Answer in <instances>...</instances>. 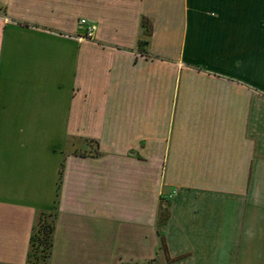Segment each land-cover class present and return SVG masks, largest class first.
<instances>
[{"label":"crops","instance_id":"obj_1","mask_svg":"<svg viewBox=\"0 0 264 264\" xmlns=\"http://www.w3.org/2000/svg\"><path fill=\"white\" fill-rule=\"evenodd\" d=\"M45 214V264H264V0H0V264Z\"/></svg>","mask_w":264,"mask_h":264},{"label":"rangeland","instance_id":"obj_2","mask_svg":"<svg viewBox=\"0 0 264 264\" xmlns=\"http://www.w3.org/2000/svg\"><path fill=\"white\" fill-rule=\"evenodd\" d=\"M51 221V215H42L40 222L35 227L31 264H45L46 262L50 238L49 226Z\"/></svg>","mask_w":264,"mask_h":264},{"label":"built area","instance_id":"obj_3","mask_svg":"<svg viewBox=\"0 0 264 264\" xmlns=\"http://www.w3.org/2000/svg\"><path fill=\"white\" fill-rule=\"evenodd\" d=\"M80 24L82 26H85V32L83 34H80L78 36V39L80 41L87 40V41H94L95 33L97 30V27L95 24L87 22L85 19L80 20Z\"/></svg>","mask_w":264,"mask_h":264},{"label":"trees","instance_id":"obj_4","mask_svg":"<svg viewBox=\"0 0 264 264\" xmlns=\"http://www.w3.org/2000/svg\"><path fill=\"white\" fill-rule=\"evenodd\" d=\"M46 215V214H45ZM42 216V215H41ZM40 220H41V217H40ZM40 220H39V222H40ZM38 222V223H39ZM52 232H53V224H52V221H51V224H50V226H49V233H50V238H49V247H48V253H49V248H50V244H51V234H52ZM34 234V233H33ZM32 241H33V237H32ZM48 256V255H47Z\"/></svg>","mask_w":264,"mask_h":264}]
</instances>
